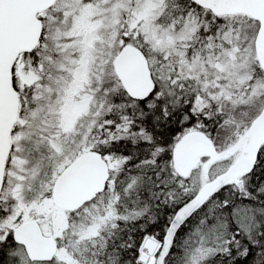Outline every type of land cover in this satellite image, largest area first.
I'll return each mask as SVG.
<instances>
[{
    "label": "snow or ice",
    "instance_id": "6c2138e0",
    "mask_svg": "<svg viewBox=\"0 0 264 264\" xmlns=\"http://www.w3.org/2000/svg\"><path fill=\"white\" fill-rule=\"evenodd\" d=\"M0 264H264V0H0Z\"/></svg>",
    "mask_w": 264,
    "mask_h": 264
}]
</instances>
